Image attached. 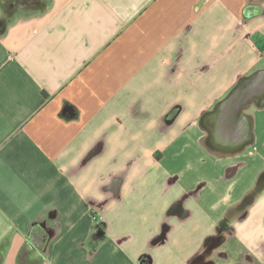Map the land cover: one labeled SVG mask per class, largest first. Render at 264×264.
<instances>
[{
  "label": "crops",
  "instance_id": "0c3cea01",
  "mask_svg": "<svg viewBox=\"0 0 264 264\" xmlns=\"http://www.w3.org/2000/svg\"><path fill=\"white\" fill-rule=\"evenodd\" d=\"M2 2L0 264H264V0Z\"/></svg>",
  "mask_w": 264,
  "mask_h": 264
},
{
  "label": "water",
  "instance_id": "95a60500",
  "mask_svg": "<svg viewBox=\"0 0 264 264\" xmlns=\"http://www.w3.org/2000/svg\"><path fill=\"white\" fill-rule=\"evenodd\" d=\"M258 95H264V70H259L243 78L237 84L223 103V108L228 112L222 114L220 122L222 124L226 123L227 126H231L232 129H237L241 127L240 125L247 126V120L244 119L239 110Z\"/></svg>",
  "mask_w": 264,
  "mask_h": 264
},
{
  "label": "trees",
  "instance_id": "16d2710c",
  "mask_svg": "<svg viewBox=\"0 0 264 264\" xmlns=\"http://www.w3.org/2000/svg\"><path fill=\"white\" fill-rule=\"evenodd\" d=\"M2 7L4 8V11H6V17L2 18L0 20V31H2L6 24L9 22V20L11 19V17L13 16V11H8V6L7 4H5V2H2ZM259 12H262V10H250L249 9L247 10V13L248 14H255V13H259ZM224 239V235L221 234L219 236H210L207 240V247L210 248V247H213L214 245H217L218 243H220L222 240ZM28 248L27 247H23L21 252H20V257H19V261H18V264H36V262H30V261H27V262H30V263H26L24 260H21V257H23L24 255H28Z\"/></svg>",
  "mask_w": 264,
  "mask_h": 264
}]
</instances>
